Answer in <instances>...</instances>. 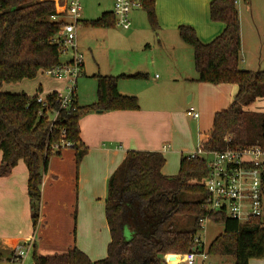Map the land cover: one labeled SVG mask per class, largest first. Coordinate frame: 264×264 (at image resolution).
Returning a JSON list of instances; mask_svg holds the SVG:
<instances>
[{
  "label": "trees",
  "instance_id": "obj_1",
  "mask_svg": "<svg viewBox=\"0 0 264 264\" xmlns=\"http://www.w3.org/2000/svg\"><path fill=\"white\" fill-rule=\"evenodd\" d=\"M149 23L158 30L155 0H140ZM249 0H245L248 3ZM0 14V176L8 175L19 162L29 172L28 196L33 230L36 232L42 204V183L48 172L54 145L71 142L77 162L86 155L80 138V119L91 112L137 111L138 99L119 92L121 80H141V74L96 76L98 100L90 107L60 111L57 93L46 97L50 111H60L52 124L40 116L45 108L36 96L7 93L8 85L35 80L40 73L61 65V47L55 43L63 23L52 22L55 5L41 0H3ZM212 22L225 26L210 44H203L190 27H180L183 43L194 51L196 83L214 86L232 84L238 92L230 107L214 117L212 131L204 143L208 151L259 147L264 150V113L246 108L264 99V72L242 68V36L237 0H214ZM89 25L88 23H86ZM109 28L115 19L107 13L91 23ZM39 93L41 89L39 88ZM166 159L158 152H129L107 184L105 214L111 242L107 257L94 262L76 245L64 254L42 256L33 247V264H169L168 257L188 254L202 231L201 221L222 225L224 232L208 247L211 258L232 259V264H250L264 259V226L259 220L241 223L225 212H209L203 181L208 176L204 160L182 157L176 176L162 171ZM189 227V228H188ZM188 228V229H186ZM27 246V245H26ZM9 264H20L12 255ZM227 264V263H226Z\"/></svg>",
  "mask_w": 264,
  "mask_h": 264
},
{
  "label": "crops",
  "instance_id": "obj_2",
  "mask_svg": "<svg viewBox=\"0 0 264 264\" xmlns=\"http://www.w3.org/2000/svg\"><path fill=\"white\" fill-rule=\"evenodd\" d=\"M213 1L155 0L159 27L155 31L157 36L147 32L148 22L145 23L140 13L143 9L132 10L131 28L127 31H145L147 35L142 42L159 46L162 55L159 64L164 70L165 79L152 82L153 92L147 101L141 102L143 112H91L81 117L80 138L87 150L86 155L79 164L73 148L65 149L60 156L51 158L48 172L43 178L41 217L36 232L31 220L29 172L26 165L21 161L8 175L0 176V264H9L7 261L12 259L15 248L20 245L28 246V255L20 264H33L34 245L42 256L64 254L76 245L94 262L105 259L111 242L105 214L107 184L126 155L133 151L161 153L166 159L162 173L173 177L179 172L182 157L190 156L200 145H204L212 131L215 115L230 107L238 86L196 83L198 76L194 67V51L180 39L179 28H192L203 44L213 42L225 29L224 24L210 19V5ZM245 4L252 5V9L246 6L243 9L240 4L238 7L242 62L246 65L244 56L247 37L242 17L249 11L256 28L257 20L263 29L264 23L258 16L255 17L253 11L263 8L264 0H251V3L249 0ZM113 10L114 0H111V9L102 6V16L109 13L114 17ZM85 24L83 11L78 28ZM146 47L149 48V45ZM150 63L154 67L155 61L150 60ZM133 70L135 73L122 75H145L143 73L148 69L138 66ZM83 71L85 72V68ZM48 79L53 81L48 82L46 88L44 84L38 85L37 90L40 88L41 93L37 91L35 94H28L24 90L17 93H25L30 97L42 94L47 97L64 92L67 86L65 79ZM136 81L121 80L119 92L124 96H132L133 90L143 85L133 84ZM77 104L82 107L78 97ZM190 107H195L199 112L198 120L188 117ZM246 111L264 113V99L257 100ZM144 120L154 124L150 132L149 129L141 130V124L146 123L142 122ZM179 132L180 139H177ZM166 146H171L170 150H164ZM176 164L178 171L173 173ZM250 264H264V259L252 260Z\"/></svg>",
  "mask_w": 264,
  "mask_h": 264
},
{
  "label": "built area",
  "instance_id": "obj_3",
  "mask_svg": "<svg viewBox=\"0 0 264 264\" xmlns=\"http://www.w3.org/2000/svg\"><path fill=\"white\" fill-rule=\"evenodd\" d=\"M50 1L55 5L56 14L51 17L52 22L63 23L55 43L62 50V55H68L70 60L41 74L47 78L65 79L67 86L62 93H57V102L60 111H75L77 103L76 84L84 68V58L79 51L78 27L83 16L82 0H41ZM142 8L140 0H114L113 15L115 27L122 30L131 28V12ZM4 9L3 0H0V14ZM37 104L45 108L40 112L50 123H54L60 111H50L46 97L36 96ZM188 116L198 120L200 115L195 107H190ZM73 148L71 142H62L52 146L53 152ZM171 146L164 147L170 150ZM189 158L202 159L208 168V176L203 186L208 197L205 209L209 212H225L228 217L241 223L259 220L264 226V150L259 147L228 148L225 151H208L204 145L192 153ZM206 220L201 221L203 224ZM204 243L197 236L190 252L184 256L186 264H226L222 261L206 263L209 257L203 248ZM28 255V246L20 245L14 250V256L23 260Z\"/></svg>",
  "mask_w": 264,
  "mask_h": 264
},
{
  "label": "rangeland",
  "instance_id": "obj_4",
  "mask_svg": "<svg viewBox=\"0 0 264 264\" xmlns=\"http://www.w3.org/2000/svg\"><path fill=\"white\" fill-rule=\"evenodd\" d=\"M237 3L240 4V7L243 9L246 6L245 2L241 3V1L239 2L237 0ZM82 4L85 21L89 25L85 24L83 27L78 28L79 51L83 55L85 68V72L82 71L76 84V95L80 106L84 108L90 107L98 100L97 79L93 77L94 75L102 74V76L117 77L122 74L135 73L133 72L135 71L133 69L138 66H143L145 69H148L143 73L146 78L137 80L133 83L143 85L139 88H135L133 90L134 94L132 95L138 99L140 108L137 111L143 112L144 109H141V102L145 100L147 101V98L153 92L154 89L151 87L152 82L154 80L155 82H161L166 77L162 66L159 64V61L162 60L159 46L150 42H142V39L147 35V33L142 30L131 29V31L128 32L117 27L101 28L92 26V22L102 17V14L104 13L102 12V6L111 9V0H82ZM258 4L260 5L261 2ZM246 7L252 9V5ZM253 12L255 13V17L258 16L260 21L264 23V6ZM140 13L143 16L145 23L147 24L148 22L147 32L151 35L155 34V36H157L155 30L152 29L149 23L146 12L142 10ZM248 18L249 21H247ZM242 20L245 36L247 37V50L244 56L247 61L246 65L243 64L244 62H241V66L247 71L257 72L259 71V68H262V71H264V26L262 29L261 25L259 26L256 20L255 23L257 29L249 15V11H247V14L242 17ZM147 45H149V48L146 47ZM70 53L71 52H69L68 55H61L60 62L62 64H65L70 60ZM150 60L155 61L154 67L150 65ZM83 72L85 74H83ZM156 76L158 79H156ZM50 81L53 80L39 74L35 80L24 81L22 85L5 86L3 91L7 93H17L24 90L28 94H35L38 91L37 87L40 83L42 85L44 84L43 86L46 88L47 83ZM142 122L146 123L141 124V130L146 131L149 129L148 132H150L154 124L150 123L148 120ZM177 139H180V132ZM173 168V173H177V164ZM223 232L224 227L222 225L206 220L198 237L206 247H208ZM223 260H225L227 264H232V259L223 258ZM167 261L169 264H186L184 256L178 258L168 257ZM212 261L220 262L221 259L209 258L206 260V263ZM197 262V264H202L201 260H198Z\"/></svg>",
  "mask_w": 264,
  "mask_h": 264
},
{
  "label": "water",
  "instance_id": "obj_5",
  "mask_svg": "<svg viewBox=\"0 0 264 264\" xmlns=\"http://www.w3.org/2000/svg\"><path fill=\"white\" fill-rule=\"evenodd\" d=\"M264 72V71H263Z\"/></svg>",
  "mask_w": 264,
  "mask_h": 264
}]
</instances>
